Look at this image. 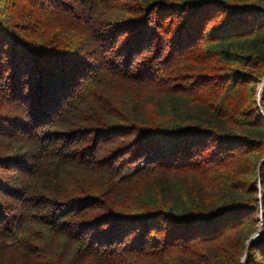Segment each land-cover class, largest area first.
Returning <instances> with one entry per match:
<instances>
[{
	"label": "trees",
	"instance_id": "obj_1",
	"mask_svg": "<svg viewBox=\"0 0 264 264\" xmlns=\"http://www.w3.org/2000/svg\"><path fill=\"white\" fill-rule=\"evenodd\" d=\"M262 216L264 0H0V264H264Z\"/></svg>",
	"mask_w": 264,
	"mask_h": 264
},
{
	"label": "rangeland",
	"instance_id": "obj_2",
	"mask_svg": "<svg viewBox=\"0 0 264 264\" xmlns=\"http://www.w3.org/2000/svg\"><path fill=\"white\" fill-rule=\"evenodd\" d=\"M260 91H263V88H260ZM164 107L167 110H171V111H181L184 109L185 107V103L182 102L181 100H167L164 102ZM264 230V221H263V216L261 217V221H260V225H259V231L257 233L254 234V236L251 238L250 242H255L260 238L261 232ZM247 261V257L245 259V262Z\"/></svg>",
	"mask_w": 264,
	"mask_h": 264
}]
</instances>
